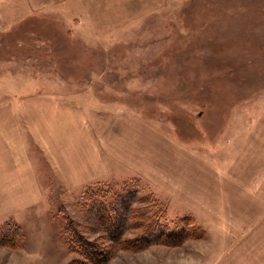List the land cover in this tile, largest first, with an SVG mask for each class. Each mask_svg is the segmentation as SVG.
<instances>
[{
	"label": "rangeland",
	"instance_id": "obj_1",
	"mask_svg": "<svg viewBox=\"0 0 264 264\" xmlns=\"http://www.w3.org/2000/svg\"><path fill=\"white\" fill-rule=\"evenodd\" d=\"M45 95L80 96L128 166L102 145L108 178L70 194L42 176L40 202L0 222V234L16 230L0 240L14 247L0 246V264H88L68 246L69 220L111 247L106 264L264 252L246 223L254 212L238 211L256 199H241L251 172L236 161L264 155V0H0V101ZM105 225L151 243L111 246Z\"/></svg>",
	"mask_w": 264,
	"mask_h": 264
},
{
	"label": "crops",
	"instance_id": "obj_2",
	"mask_svg": "<svg viewBox=\"0 0 264 264\" xmlns=\"http://www.w3.org/2000/svg\"><path fill=\"white\" fill-rule=\"evenodd\" d=\"M79 100L80 96L65 95L29 97L22 103L28 107L5 106L0 101V222L12 221L15 215L40 202L42 176L45 179L54 176L70 194L108 178L115 163L110 167L104 161L100 153L102 145L108 148L114 162L119 157L128 166L124 152L119 155L115 152V140L106 137L101 140L100 131L86 121ZM248 154H238L236 160L242 162L243 171L251 172L247 181L252 182L242 183L241 199L246 189L253 192L256 200L238 211L252 209L253 219H247L246 223H252V242L261 245L264 244V155L255 156L250 151ZM245 157L252 158L253 168L245 166L249 160ZM182 179L183 187L192 188L191 178ZM239 256L236 262L228 264H264L261 251Z\"/></svg>",
	"mask_w": 264,
	"mask_h": 264
},
{
	"label": "trees",
	"instance_id": "obj_3",
	"mask_svg": "<svg viewBox=\"0 0 264 264\" xmlns=\"http://www.w3.org/2000/svg\"><path fill=\"white\" fill-rule=\"evenodd\" d=\"M104 230L108 235V239L112 242L111 246L118 247L124 250H137L143 248L147 244H150V241H143L137 243L136 239L133 241L122 240L120 235L114 234V229H111L108 225L104 226ZM117 233H122V228H117ZM65 235L68 237L67 242L71 247L76 248L80 255L84 258L85 262L88 264H106L111 256V247H104L95 241L87 240L76 228L73 226L71 220H69L64 228ZM16 230H12L7 232L6 234H0V240L13 238L15 236ZM171 239V238H170ZM157 241L156 239H154ZM153 240V241H154ZM154 241V242H155ZM136 243L137 245H133ZM168 243V242H167ZM0 246H6L10 248H14L13 245L8 244H0ZM73 248V249H74ZM137 248V249H136Z\"/></svg>",
	"mask_w": 264,
	"mask_h": 264
}]
</instances>
